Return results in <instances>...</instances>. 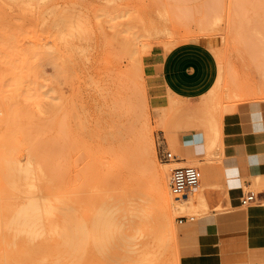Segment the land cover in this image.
<instances>
[{
	"label": "rangeland",
	"instance_id": "374dc122",
	"mask_svg": "<svg viewBox=\"0 0 264 264\" xmlns=\"http://www.w3.org/2000/svg\"><path fill=\"white\" fill-rule=\"evenodd\" d=\"M256 119L264 127V0H0L1 205L27 199L4 178L5 160H17L43 175L46 198L80 214L117 205L129 234L137 232L115 238L123 248L80 251L8 248L13 235L2 227L0 264H261L250 258L264 251V215L250 219L247 258L231 261L240 244H228L221 260L197 235L214 208L207 191L193 208L176 199L171 233L157 183L159 173L169 181L167 152L197 159L201 171L246 157ZM189 136L200 157L178 156ZM259 178L247 193L264 190Z\"/></svg>",
	"mask_w": 264,
	"mask_h": 264
},
{
	"label": "bare ground",
	"instance_id": "6f19581e",
	"mask_svg": "<svg viewBox=\"0 0 264 264\" xmlns=\"http://www.w3.org/2000/svg\"><path fill=\"white\" fill-rule=\"evenodd\" d=\"M134 53H136V52H134ZM138 53L139 52H137V54L133 55L135 61L138 60V58L136 57L139 55ZM135 57H136V59H135ZM220 76H222V73H220ZM220 76H218V82L222 81V80H219V78H222ZM218 82H216V85ZM219 84H221V83H219ZM218 85L216 86V88L218 87ZM211 93H212V90L210 91V94ZM18 94H20V93H18ZM22 96H23V94H22ZM10 98L9 99L7 98L8 104L12 99V98L11 99ZM19 98H21V96L18 95V99ZM15 101L16 100H14V102ZM19 101H20V99H19ZM21 102H22V100H21ZM21 104H24V103L22 102ZM16 105L18 107V104H16ZM28 105H30V104H28ZM12 110H13V108H12ZM26 110H27V108H26ZM9 112H10V110H9ZM23 114H24V112H23ZM31 115L32 114L27 113V116H31ZM35 119H36V117H35ZM35 123H36V121H35ZM115 135H117V134H115ZM152 149H154V148H152ZM207 150H208V148H207ZM196 156L200 157L198 153H196ZM183 159L185 161H177V162H175V164H172V166H173L172 168L178 167V166H192V165H195L198 163L197 159L196 160L195 159H193V160L192 159H186V158H183ZM205 159H207V158H205ZM198 160H200V159H198ZM207 160H209V159H207ZM5 161H7V162H4V163H7L6 164L7 167H6V172L5 173L3 172L4 178L7 181L9 189H11V191H12V195L15 197L17 194L27 195V199L25 201H22L20 199L22 201L21 205H17V204L10 205V203H7L6 205H4V204L1 205V203H0V229L2 227H4L3 229L4 230L6 229L5 231L8 230L9 233H11L13 235V236H11V237H13V239H11V241H10V242H12V245H10L11 243H9V242H8L9 245H8V243L5 244V242H7V240H8V239L6 240V238L5 239L3 238V240H1V241H3L5 246L6 245L9 246L8 248H11L10 246H13V247L14 246L15 247L20 246L19 248H74V249L75 248L76 249L81 248V249H83V248H90L92 243L94 245H97V246H95L96 248H98V245H100V246L104 245L101 248H104V247L105 248H111V246L114 245L113 246V248H114L115 245L118 243V242H115L116 241L115 238L118 239V237H121V238H123V240H125V238H124L125 236L126 237L128 236V238H130L131 235L129 234L128 231L131 232V230L128 229V226H126L127 223H130V222L125 220L126 218H124L123 213H121V210H123L121 207H120L121 209L119 208V210H120L119 212L122 214V215L119 214L120 216H116V214H118L119 212H117L115 214V211H117L116 209L118 208L117 205H116L117 208H115L114 206H112V208L108 207L109 209H107V210L102 208V205L105 202L102 203L100 206L102 209L98 207L101 210H98V208L96 210L95 209L93 210L92 208H90L91 210L89 209V211H86V212L83 211V213L80 214L79 210H77V208L74 205L68 204L69 202H67L65 200L60 201V199L57 198L56 196H50L49 198L48 197L46 198V194L45 195L43 194L44 192L42 189H40V184H39L40 182H43V180H44L43 175L41 173L37 172L36 169L33 168L34 166L32 164L22 165V163L17 161V160L16 161L5 160ZM206 163L209 165L206 168L203 167L202 165H199L200 168L202 169V171L204 172L201 187H200V192L203 191L202 186H203L205 181H208L209 183L212 181V179H211L212 174H211L210 169H212L213 165L208 163V162H206ZM170 167H171V165L169 166V168ZM166 175L159 173L157 176V183L159 186L160 203H161L160 204L161 208L159 210H160L161 215H162L163 227L172 233L171 227H172L173 221L171 219L170 214H171V212H173V210L176 207V204H175L176 198L172 195V193L170 191L169 181H168V178L166 177ZM169 180H170V176H169ZM46 183H47V181H46ZM8 194H10V193H8ZM8 194H7V196H8ZM198 194H199V192H198ZM198 194L194 195V196L192 195L185 200H180V202H183V204L185 203L187 206H190V208H193V207H195V199L197 198V196H199ZM3 197H5V196H3ZM198 200L199 199H197V201ZM0 201H1V199H0ZM107 201H108V199H107ZM1 202H3V199ZM136 203H138V202H136ZM90 204H92V203H89V205ZM196 208H198V203H197ZM7 211L11 213V216L9 215L10 217L7 216L8 218H5L4 215L7 213ZM57 212L59 214L62 212L63 213L62 215L64 217H60L59 214H57ZM197 213L202 214L199 211ZM201 216H203V215H201ZM125 217H127V216L125 215ZM141 220L142 219H140V221ZM134 221H135V219H134ZM145 221H143L142 223H144ZM125 223H126V225H125ZM133 224H134V226H137L135 224H138V223L134 222ZM129 225H131V223ZM139 225L141 226V224H139ZM121 229L123 230L122 233L119 232V230H121ZM138 229H139L138 233H140L141 228L138 227ZM165 229H163V230L166 232ZM165 232H164V234H165ZM136 233H134V235ZM133 236H131V237H133ZM3 237H6V236H3ZM171 237L172 236H170L169 239ZM0 238H2V237H0ZM14 239L17 240L16 242H14L15 245H13ZM146 240H147V238H146ZM133 241H135V240H133ZM117 246L122 247L119 244L116 245V247ZM149 247H152V246L148 244V248ZM81 249H80V251H81ZM140 249H141V247H140ZM144 252H145V250H144Z\"/></svg>",
	"mask_w": 264,
	"mask_h": 264
},
{
	"label": "crops",
	"instance_id": "0c3cea01",
	"mask_svg": "<svg viewBox=\"0 0 264 264\" xmlns=\"http://www.w3.org/2000/svg\"><path fill=\"white\" fill-rule=\"evenodd\" d=\"M254 146L249 154L242 159L227 158L224 161V167L214 171L210 169L212 181H205L202 189L207 191L209 204L212 205L213 212L210 216L202 218L197 225L198 237L203 243L206 250L209 248L213 251L219 248V253L224 259L228 248L226 245H238L240 247L232 255L231 261L242 262L247 258L248 250L245 248V243L250 240V219L253 216L264 215V209H257L253 206L255 202L247 206L242 205V199L250 192H253L260 203H264V190L256 194L254 191H249L256 185L259 186V177H264V127L261 125L260 119L254 121ZM195 138L192 136L185 137L183 148L178 156H192L198 153L199 146L196 144ZM165 154L163 155L164 160ZM179 161H181L178 158ZM182 161H185L182 159ZM217 172V175L215 174ZM220 186L216 189L214 186ZM214 187V188H213ZM221 194L223 198L221 197ZM222 205L223 210L218 212L215 208ZM251 215V216H250ZM190 228L189 230L192 232ZM244 245V248H243ZM239 246V245H238ZM209 251V252H210ZM231 255V254H230ZM248 258H250L248 256ZM250 261L257 262L258 260L264 264V251L260 254H252ZM248 264V263H245Z\"/></svg>",
	"mask_w": 264,
	"mask_h": 264
},
{
	"label": "built area",
	"instance_id": "2783aa9c",
	"mask_svg": "<svg viewBox=\"0 0 264 264\" xmlns=\"http://www.w3.org/2000/svg\"><path fill=\"white\" fill-rule=\"evenodd\" d=\"M164 161L168 164H175L179 161L177 156L172 152L165 153ZM203 174L202 171L194 166H178L171 170L169 187L172 195L177 201L185 200L191 195H195L200 191ZM257 201V196L250 192L242 199V205L247 206ZM189 221H195V218H179V223L184 224Z\"/></svg>",
	"mask_w": 264,
	"mask_h": 264
}]
</instances>
